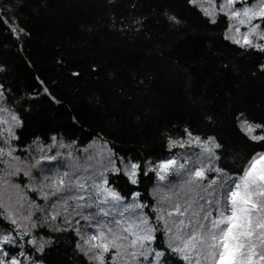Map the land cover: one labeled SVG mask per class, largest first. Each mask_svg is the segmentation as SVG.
I'll use <instances>...</instances> for the list:
<instances>
[{"label":"trees","instance_id":"16d2710c","mask_svg":"<svg viewBox=\"0 0 264 264\" xmlns=\"http://www.w3.org/2000/svg\"><path fill=\"white\" fill-rule=\"evenodd\" d=\"M203 2L0 0V17L25 30L17 39L0 19V84L10 89L8 106L23 121L15 129L20 139L13 143L21 151L30 146L36 156L54 154L48 145L56 136L68 147L59 150L57 160L41 161L51 169L47 175L67 172L73 184L91 188L109 155L122 168L121 161L143 166L169 155L183 162L188 153L190 167L196 166L198 148L169 153L166 146L167 135L183 136L187 127L202 138L215 136L223 146L225 174L239 173L252 152L264 147L240 130L244 119L264 123V72L259 70L264 53L224 40V18L209 23L199 9ZM170 15L181 23H170ZM36 137L40 140L33 143ZM81 170L86 174H78ZM106 175L125 198L103 205L109 217L131 202L132 191L167 209L176 199L172 193L180 189L165 190L167 182L179 177L175 174L158 182L149 171L139 176L138 185L122 173ZM5 227L0 222V232ZM53 235L44 264H89L74 252V234ZM166 259L177 264L171 253Z\"/></svg>","mask_w":264,"mask_h":264},{"label":"snow or ice","instance_id":"6c2138e0","mask_svg":"<svg viewBox=\"0 0 264 264\" xmlns=\"http://www.w3.org/2000/svg\"><path fill=\"white\" fill-rule=\"evenodd\" d=\"M188 3L197 5L198 0ZM199 9L211 24L224 18V40L245 51L264 53V0H208ZM167 18L174 25L181 23L175 15ZM0 19L17 39L25 32L6 17ZM259 70L264 72V63ZM8 91L0 84V222L7 225L0 232V264H44V254L55 243L53 234L64 232L74 234V252L89 264H168L169 253L177 257V264H264V147L252 152L239 173L224 178L223 146L215 136L202 138L185 127L183 136L167 135L166 146L169 153L198 148L196 166H189L188 153L183 162L169 155L143 166L140 161H121L122 168L109 155L89 188L73 184L67 172L47 175L51 169L41 161L57 160L59 150L68 147L56 136L48 145L54 154L41 151L36 156L30 146L21 151L13 143L20 139L15 129L23 121L8 106ZM240 130L253 143L264 144V123L244 119ZM39 140L36 137L33 143ZM149 171L158 182L173 174L184 177L173 193L175 201L165 209L140 200L141 193L132 191L131 202L109 217L103 205L125 198L110 186L106 173H122L138 185L139 176Z\"/></svg>","mask_w":264,"mask_h":264},{"label":"rangeland","instance_id":"374dc122","mask_svg":"<svg viewBox=\"0 0 264 264\" xmlns=\"http://www.w3.org/2000/svg\"><path fill=\"white\" fill-rule=\"evenodd\" d=\"M207 2H208V0H204V2H203V4H205V6H207ZM193 164H195V162H193ZM192 165V163H190V165L189 166H191ZM88 166L90 167V168H93L94 170H95V167H96V165L94 164V163H89L88 164ZM78 174H86L85 172H84V170H81ZM95 176H98L97 174H94ZM79 176V175H78ZM87 176V175H86ZM229 175H225V177L224 178H227ZM80 177V176H79ZM91 177H94L93 175H91ZM184 179V177L183 176H179V177H176V178H173V179H171L169 182H167L166 183V185H167V188L168 189H166L165 188V190H171V189H174V186H176V185H179V186H181V182H182V180ZM206 184H207V182H205ZM74 184H76V183H74ZM206 186V185H205ZM180 188V187H179ZM159 194H161V192H159ZM172 195H173V193H172ZM181 195H183V193H181ZM173 200V196L171 197V201ZM171 201H169V202H171ZM121 211V209H119V210H116L115 211V213L116 212H120Z\"/></svg>","mask_w":264,"mask_h":264}]
</instances>
